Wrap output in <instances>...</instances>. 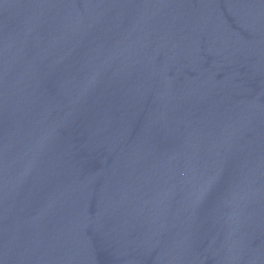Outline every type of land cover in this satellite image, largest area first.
Instances as JSON below:
<instances>
[{"label":"water","instance_id":"obj_1","mask_svg":"<svg viewBox=\"0 0 264 264\" xmlns=\"http://www.w3.org/2000/svg\"><path fill=\"white\" fill-rule=\"evenodd\" d=\"M0 264H264V0H0Z\"/></svg>","mask_w":264,"mask_h":264}]
</instances>
